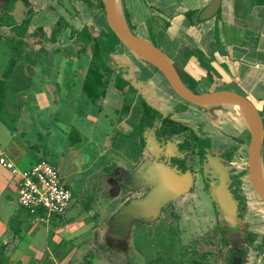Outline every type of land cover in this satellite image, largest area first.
I'll list each match as a JSON object with an SVG mask.
<instances>
[{"label": "crops", "instance_id": "obj_1", "mask_svg": "<svg viewBox=\"0 0 264 264\" xmlns=\"http://www.w3.org/2000/svg\"><path fill=\"white\" fill-rule=\"evenodd\" d=\"M131 1L132 12L141 5L151 18L168 19L164 25L172 50L166 55L190 91L236 92L254 103L264 120V0H222L219 13L205 22L197 17L211 0ZM142 22L132 24L136 35ZM106 27L107 18H100L93 0H0V159L25 172L50 155L49 162L69 175L63 179L82 184L83 196L86 185L95 193L81 210L73 205L64 216H33L19 203V177L0 164L4 264H132L137 229L162 222L178 226L176 216L167 219L163 211L185 206L199 213L200 204L187 205L181 197L195 187L198 191L196 176L205 192L211 187L205 165L210 157L221 162L213 152L233 130L231 121H211L200 107L180 98L153 63L120 41L105 56L112 72L97 62L108 86L94 100L85 90L97 61L90 37L109 38ZM144 102L162 115L141 134ZM181 106L187 110L179 111ZM167 116L192 130L197 149L190 145L193 139L175 141L187 132L167 140L157 136ZM200 134L209 141L205 148ZM192 150L200 162L206 159L199 171L183 157ZM262 156L264 164V148ZM178 158L186 160V172L173 162ZM67 164L73 165L72 173ZM166 171L175 179L169 185L159 179ZM140 188L147 190L141 199L133 196ZM208 195L218 220L213 193ZM256 242L253 248L264 251V236ZM188 245L182 242L174 250L183 260L186 251H195Z\"/></svg>", "mask_w": 264, "mask_h": 264}, {"label": "rangeland", "instance_id": "obj_2", "mask_svg": "<svg viewBox=\"0 0 264 264\" xmlns=\"http://www.w3.org/2000/svg\"><path fill=\"white\" fill-rule=\"evenodd\" d=\"M98 1H100V3L103 2V0H93V4L96 6V11L100 18L103 19L106 17L104 2L103 6L100 4L98 7ZM120 3L123 9L126 26L133 31L132 24H139L144 20V23L142 22L143 26L141 27L142 31L138 29L137 35L150 41L165 54L170 56L169 53L172 50V45L169 43L168 36L166 35V26L164 25L165 21H168V19L163 21L153 17L151 18L149 12L143 9L141 5L137 4L136 12H132L134 5L131 0H120ZM139 26L140 25H137V27ZM106 29L109 33L107 34L109 37L108 47L111 45L110 48L113 50V46L119 44V40L113 35L114 33L111 29L108 27H106ZM14 52L16 51L13 48V53ZM164 83H166L165 80ZM168 90L170 93H173L171 89L168 88ZM216 113V119L224 117V119L230 120L231 125H233L231 126L233 128V130H230L231 133L229 132V135H225L227 139L221 141L219 145L222 146L220 151L223 149V155H220V151L217 150H215L213 154H218V160L227 168L230 180L229 190L238 204L239 217L242 220L239 233L234 237H230L226 231L225 223L218 213V220H216L212 200L208 195V193L212 192L211 187L207 183L209 185V187H207L208 192H205L202 189L203 182L198 181L196 176L195 184L199 187L196 189L198 193L195 191L196 187L192 190H188L181 197V201L187 205L200 204V206H198L200 212L198 213V208L196 207L184 208L185 206H175L173 211H163L162 215L167 219H171L172 215L176 216L178 218L176 219V217H174L176 223L180 222L178 226L169 227L166 222H162L151 225L148 230H144L143 228L137 229L133 239V249H131V251H136V257H132L129 254L132 264H264V251H256L253 248L254 245L260 243H257L256 240L264 236V202L255 192L249 179L251 133L238 118L237 113L233 109L222 106V109L218 110ZM204 114L208 116L205 112ZM208 118L211 120L209 116ZM214 120L212 119L211 121ZM191 131L192 130L187 131V133L183 134L181 137L176 138L175 141L193 139V144L190 143V145L194 149H197ZM200 138L203 139L202 147L205 148L209 141L204 134H200ZM215 139L217 140L218 138L215 136ZM197 155V152L192 150L187 156L184 155L183 157L188 158V164L192 167V170L196 168L197 170H195L199 171L203 162H206V159L203 157L200 162L199 155ZM42 156H44L42 157L44 160L49 162L51 158L50 155ZM64 164H66V161H64ZM67 167L72 173L74 168L73 165L67 164ZM58 171L62 179L65 176H69L62 166H60ZM87 176L88 175H84L83 178L86 179ZM207 180L211 182L210 178H207ZM63 183L73 192V205H75V209L81 210L82 205L88 207L91 204L89 199L95 194H93V187L88 188V185H86V194L83 196V187L81 183L71 184V179L69 178H64ZM146 193L147 190H145V188H140L137 193L134 192L133 196L141 199L145 197ZM84 197L86 199H84ZM182 242L189 243L186 247L191 248L193 246L195 249V251H186L185 260H183V258L181 259L179 251H174ZM195 242L198 244L195 245Z\"/></svg>", "mask_w": 264, "mask_h": 264}, {"label": "water", "instance_id": "obj_3", "mask_svg": "<svg viewBox=\"0 0 264 264\" xmlns=\"http://www.w3.org/2000/svg\"><path fill=\"white\" fill-rule=\"evenodd\" d=\"M115 1L103 0L109 28L122 44L131 48L137 46L148 52L154 60L150 62L165 76L172 89L180 98L200 108L212 105L223 106L222 102H231L249 111L252 118L251 144L249 148V179L255 192L264 202V183L261 174L263 166L264 120L257 106L246 97L232 91H219L206 94H197L190 91L183 83L171 59L160 48L150 41L139 37L127 26L124 27L119 23L115 13ZM221 4L222 0H211L209 5L200 11L197 21L205 22L214 18L219 13ZM205 170L212 178L213 199L217 204L221 219L225 223L228 232L235 235L241 228V219L239 217L238 204L229 190L230 180L227 168L221 162L210 157L209 162L205 165ZM159 179L164 185H169L175 180L171 173L167 171L161 172Z\"/></svg>", "mask_w": 264, "mask_h": 264}, {"label": "built area", "instance_id": "obj_4", "mask_svg": "<svg viewBox=\"0 0 264 264\" xmlns=\"http://www.w3.org/2000/svg\"><path fill=\"white\" fill-rule=\"evenodd\" d=\"M0 164L19 177V203L30 215L43 213L48 219L64 216L73 206V192L64 185L59 171L48 161H38L25 172L19 171L5 158L0 159Z\"/></svg>", "mask_w": 264, "mask_h": 264}, {"label": "trees", "instance_id": "obj_5", "mask_svg": "<svg viewBox=\"0 0 264 264\" xmlns=\"http://www.w3.org/2000/svg\"><path fill=\"white\" fill-rule=\"evenodd\" d=\"M101 4L103 6V2ZM90 38L96 42L95 56L97 57V61H96V64L93 63L92 67L89 70V78L87 79L85 90L89 95H91V97L94 100H97L98 98H100L101 96L105 94V89L108 86L106 82H103L104 75L100 72L99 68L97 67V62L98 60L101 63L104 62L106 65L105 71L108 73L112 72L111 68H109L110 66L106 63V60H105L106 59L105 56L108 57L111 53L110 52L111 50L108 47L109 38H106L104 35H102L98 39H94L93 37H90ZM15 54L18 55V52H15ZM16 60H17L16 57L12 59L8 67L6 76H8L9 73L12 71L13 67L16 64ZM93 92L95 93V95L97 93L96 97H94ZM201 109L211 118V120L212 119L214 120L217 117L216 112L218 110H221L222 107L219 105H212L209 107H203V108L201 107ZM183 110H187V108L181 106L179 108V111H183ZM161 115L162 114L158 109L144 102V115L141 120L140 133L141 134L144 133L146 128L154 127L157 118ZM189 130L191 129L187 125L183 124L182 122L175 121L170 116H167L166 118H164L163 125L157 130V136L160 139L167 140L175 135L182 134L183 132H187ZM263 148H264V144H263ZM173 162L178 165L179 170H181L182 172H186L188 170L187 165H186V160L178 158V159H174ZM0 259H1V256H0ZM4 263L3 261H0V264H4Z\"/></svg>", "mask_w": 264, "mask_h": 264}, {"label": "bare ground", "instance_id": "obj_6", "mask_svg": "<svg viewBox=\"0 0 264 264\" xmlns=\"http://www.w3.org/2000/svg\"><path fill=\"white\" fill-rule=\"evenodd\" d=\"M115 13H116V17H117V20L119 21V23L122 26L126 27V21H125V18H124V13H123V9L121 7L120 0H116L115 1ZM133 50L135 51L136 54L141 55L146 60L151 61V62L154 61L153 57L148 52H146L145 50L141 49L140 47L133 46ZM221 104L224 107H227L229 109H233L237 113L238 118L247 127V129L250 130V133H251L252 118H251V115H250L249 111L246 108H244V107H242L240 105L231 103V102H222ZM261 174H262V180H263V183H264V164H263L262 169H261Z\"/></svg>", "mask_w": 264, "mask_h": 264}, {"label": "flooded vegetation", "instance_id": "obj_7", "mask_svg": "<svg viewBox=\"0 0 264 264\" xmlns=\"http://www.w3.org/2000/svg\"><path fill=\"white\" fill-rule=\"evenodd\" d=\"M203 165H204V162H203ZM203 165H202V166H203ZM211 182H212V180H211Z\"/></svg>", "mask_w": 264, "mask_h": 264}]
</instances>
